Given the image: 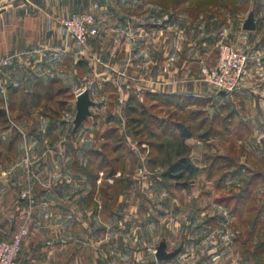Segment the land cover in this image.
<instances>
[{"label":"crops","instance_id":"0c3cea01","mask_svg":"<svg viewBox=\"0 0 264 264\" xmlns=\"http://www.w3.org/2000/svg\"><path fill=\"white\" fill-rule=\"evenodd\" d=\"M126 2L0 0V58L9 60L3 73L6 95L0 96L5 116L0 115V240L20 227L27 229L17 264H177L192 256L198 264H208L210 252L202 246L203 237L193 234L203 225L193 224L191 215L178 212L169 218H149L144 197L155 188L146 186L147 192L143 186L140 193L128 196L134 203L123 201L125 189L115 198L118 212L135 214V220L128 222L127 215H117L112 200L105 197L111 188L104 185L103 171L97 175L91 171L92 151L103 142L107 128L116 126L132 150L123 113L129 96L142 100L150 92L208 97L214 91L200 79L198 60L190 58L191 46L187 56L176 51L168 27L164 44L157 37L148 45L143 44L142 27L129 32L123 27L125 17L112 20L111 5ZM234 2L248 7L245 14H235L241 22L230 39L233 47L247 53L248 74L233 93L248 99L256 114L264 115V33L259 34L257 23L264 19V0ZM77 12H92L98 26V35L80 52L62 26L64 18ZM249 13H253L254 30L243 28ZM117 31L122 32L118 45L113 43ZM153 32L160 33L159 29ZM145 47L153 49L147 59ZM49 84L67 88L72 96L67 110L72 116L65 118L66 109L46 99L44 89ZM82 89L92 103L89 115L75 128V100ZM95 94L101 96L96 104ZM15 128L23 137H10ZM134 153L124 156L127 164ZM136 158V163H142ZM139 168L135 174L145 178L144 167ZM130 222L136 231L131 237ZM113 226L119 227L118 235H113ZM129 243H135V249L129 250ZM160 245L164 253L175 255L158 261L155 252Z\"/></svg>","mask_w":264,"mask_h":264},{"label":"rangeland","instance_id":"374dc122","mask_svg":"<svg viewBox=\"0 0 264 264\" xmlns=\"http://www.w3.org/2000/svg\"><path fill=\"white\" fill-rule=\"evenodd\" d=\"M111 8L109 13L114 15L113 21H117L119 16L125 17L123 27L127 26V31L135 32L136 28L140 27L144 29L143 44L150 45L157 37H160L161 43L164 44L168 38L164 31L166 27L172 28H167V31L171 35L174 48L187 56L188 45L191 46L190 58L192 61L198 60L201 80L200 68L214 61L217 44L220 41L231 43V35L241 22L235 14H245L248 9L246 4H236L234 0H128L122 4L115 3ZM171 21L175 24H171ZM257 23L259 34L262 36L264 19H257ZM158 29L160 33L156 35L153 31ZM221 29H225L227 33H221ZM121 33H115L113 43H120ZM144 50L143 54L147 59L153 49L145 47ZM193 68L195 72L196 68ZM233 92L229 96H218L215 91L208 97L198 96L201 99L186 101L182 110L177 111L179 117L171 115L178 120L184 115L189 119L186 124L191 125L193 130L192 135L185 140L188 146L185 155L193 168L181 178L161 175L163 170L168 169L167 163L176 159L171 155V146L174 144L171 135L160 136V140L169 143L163 156L150 150L146 143L138 146L130 133L128 136L134 144L132 150L126 145L111 155H121L124 152L121 159L126 167L123 172L127 174L128 182L125 189L127 199L123 198L124 202L134 203L128 196L131 197L135 191L140 193L143 186L147 192L146 186L153 187L155 190L144 197V203L149 208L146 212L150 215L145 212V217L158 215V218L163 219L183 212L191 215L193 224L203 225L200 231L193 234L203 237L202 246L210 252L208 264H264V115L256 114V109L250 108L248 99L239 98ZM57 98L64 101V117L72 116L67 110L72 96L66 92ZM100 98L99 94H95V104ZM49 103L57 106L55 101ZM144 103L149 106L152 100L145 98ZM93 109L97 111L95 107ZM171 110L172 108L163 109L159 115L169 116ZM197 111L201 114L191 113ZM73 120L74 118L72 123ZM101 121L102 118H98V123ZM88 125L92 126L91 120ZM102 130L100 128L99 134ZM9 134L14 138L23 137L16 128ZM110 142H113V139ZM110 144L111 147L113 143ZM135 150L134 157L139 156L140 160L143 159L142 163H136V157L129 156L130 162L127 164L124 156ZM157 156L162 159H157L150 166L149 159H156ZM163 157L167 163L162 161ZM140 166L144 167L145 178L135 174L136 168L139 170ZM176 182L179 184L176 185ZM157 202L160 206L153 207V203ZM115 203L114 199V209L119 207ZM175 204L178 207H175ZM116 210L117 215H127L128 222L135 220L132 211L129 213L121 209L119 212ZM112 233L118 235L119 227L113 226ZM135 233V226L130 222L127 234L131 237ZM133 249L135 243H129V250ZM198 263L199 260L192 256L181 258L177 264Z\"/></svg>","mask_w":264,"mask_h":264},{"label":"trees","instance_id":"16d2710c","mask_svg":"<svg viewBox=\"0 0 264 264\" xmlns=\"http://www.w3.org/2000/svg\"><path fill=\"white\" fill-rule=\"evenodd\" d=\"M183 1V0H177ZM68 92L67 88L59 85L57 88L54 84H49L44 89L46 99L49 102L55 101L58 107H64L63 100H57V96L62 93ZM220 96L219 94H217ZM152 100V104L146 106L144 99ZM193 98L199 99L200 97L195 96L191 93H146L142 100H140L135 95L129 96L124 106V118L126 130L130 135L136 139L137 145L141 147L142 143H146L148 148L154 151L156 154H161L162 156L166 153L168 144L160 140V136L171 135L173 146L171 149V155L176 157L172 162H168L164 158L163 162L166 161L168 165L167 170H163L161 175H165L173 178H181L185 172H191L193 166L190 160L186 157L185 153L188 151V146L185 140L192 135L191 125L186 124L189 119L182 115L179 120L174 119L172 116H178V110L181 111L186 101H190ZM201 99V98H200ZM169 107V108H168ZM46 108V106H45ZM171 114L165 117L159 115V112L163 109H171ZM157 109V111H155ZM202 111V110H201ZM193 115L201 113L197 111ZM0 115L5 118L4 112L0 110ZM181 119V120H180ZM4 120V119H3ZM102 137H104L103 142L100 143L99 148H95L92 151L90 165L91 171L97 172L99 170L103 171V178L106 179L104 185L110 187V193H106V199L113 200L117 197L119 192H122L127 188V178L124 177L123 171L125 170L124 162L122 161V155L124 152L116 155H111L117 153L120 149L126 146L123 134L119 133L116 126L107 128ZM113 142H110L112 141ZM110 143H113L110 147ZM110 147V148H109ZM108 149V150H107ZM107 150V151H106ZM160 155V157H161ZM156 159H149L150 166L154 163ZM118 165V166H117ZM120 169V170H117ZM120 171V175L115 176L116 172ZM111 178L112 181L109 182L107 179ZM179 182H176V185ZM264 251V249H263Z\"/></svg>","mask_w":264,"mask_h":264},{"label":"built area","instance_id":"2783aa9c","mask_svg":"<svg viewBox=\"0 0 264 264\" xmlns=\"http://www.w3.org/2000/svg\"><path fill=\"white\" fill-rule=\"evenodd\" d=\"M62 26L75 40L78 52L83 51L88 41L98 35V26L92 12H77L62 20ZM7 58H0V96L6 95L3 73L8 66ZM248 72V56L243 50L236 49L230 43L220 41L217 55L210 64L200 68L202 80L216 92L230 94L240 86ZM25 227L13 233L9 238L0 240V264H17Z\"/></svg>","mask_w":264,"mask_h":264},{"label":"water","instance_id":"95a60500","mask_svg":"<svg viewBox=\"0 0 264 264\" xmlns=\"http://www.w3.org/2000/svg\"><path fill=\"white\" fill-rule=\"evenodd\" d=\"M256 27L255 21L253 18V13H249L245 21L243 22V28L245 30H254ZM220 95H225L226 93L224 91L218 92ZM91 100L88 96V92L86 89H82L78 94L76 95L75 100V116L73 120L74 127L77 128L89 115V107L91 105ZM175 252L170 253H164L163 251V245H160L155 252V257L158 261L169 259L170 257L174 256Z\"/></svg>","mask_w":264,"mask_h":264}]
</instances>
